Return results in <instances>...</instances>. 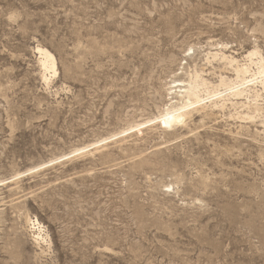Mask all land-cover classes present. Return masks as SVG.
<instances>
[{"label": "rangeland", "instance_id": "obj_1", "mask_svg": "<svg viewBox=\"0 0 264 264\" xmlns=\"http://www.w3.org/2000/svg\"><path fill=\"white\" fill-rule=\"evenodd\" d=\"M218 49L264 58V0H0V264H264V119L157 120Z\"/></svg>", "mask_w": 264, "mask_h": 264}, {"label": "bare ground", "instance_id": "obj_2", "mask_svg": "<svg viewBox=\"0 0 264 264\" xmlns=\"http://www.w3.org/2000/svg\"><path fill=\"white\" fill-rule=\"evenodd\" d=\"M220 46L222 45L220 44ZM223 50L226 49L223 48ZM223 50L208 52L206 60L210 64L212 63L211 61H219L225 64L230 68L233 78L222 74L219 76L218 83L214 84L205 79L201 72L194 69V73L192 75L191 73L189 74L191 75L189 81H173L168 88V96H172L170 105L169 107L166 105L165 112L159 119L157 118L164 128L174 129L185 126L194 113H200L202 118L214 115L215 112L224 113L228 106L235 108L234 110L236 108L246 109L247 113H237L238 119L243 121H253L257 117L264 119V58L256 49L246 52L240 59L232 56L233 54H226ZM34 51L38 56L42 80L48 85L51 75L55 76L57 74L56 57L48 49L40 45H37ZM221 89H224V91L221 92ZM260 101H263V104H260ZM230 117L232 118L234 115L231 114ZM65 159L68 158L66 157ZM57 161L33 169L23 175H17L18 177L7 181L6 184L16 179L24 178L27 175H32L41 169L56 164ZM24 219L30 230L35 231L33 238L36 244L46 243L47 236L43 234L44 227L38 219L29 215Z\"/></svg>", "mask_w": 264, "mask_h": 264}]
</instances>
